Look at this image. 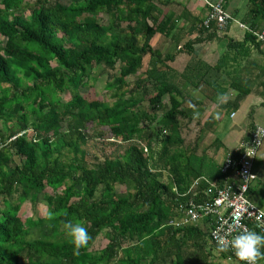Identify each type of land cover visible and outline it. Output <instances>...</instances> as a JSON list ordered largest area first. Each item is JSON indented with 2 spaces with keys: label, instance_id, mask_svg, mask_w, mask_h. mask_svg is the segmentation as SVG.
Here are the masks:
<instances>
[{
  "label": "trees",
  "instance_id": "trees-1",
  "mask_svg": "<svg viewBox=\"0 0 264 264\" xmlns=\"http://www.w3.org/2000/svg\"><path fill=\"white\" fill-rule=\"evenodd\" d=\"M29 1L0 0V264H213L210 228L172 225L193 181L222 177L213 158L186 146L181 120L195 115L151 47L173 30L157 0ZM248 2L264 16V0ZM147 56L153 64L142 71ZM96 67L108 75L112 106L82 92ZM90 142L113 152L91 164L82 149ZM40 199L45 218L20 215ZM67 220L83 221L91 236L78 253ZM37 229L49 233L29 240ZM104 230L109 245L90 257Z\"/></svg>",
  "mask_w": 264,
  "mask_h": 264
},
{
  "label": "crops",
  "instance_id": "crops-1",
  "mask_svg": "<svg viewBox=\"0 0 264 264\" xmlns=\"http://www.w3.org/2000/svg\"><path fill=\"white\" fill-rule=\"evenodd\" d=\"M211 1L221 3L233 18L226 33L202 27L210 12L203 0H157V16L173 23V30L169 36L155 35L151 47L162 55L161 69L180 87L186 110L195 115L190 125L233 134L230 150H224L222 141L216 144L221 157L214 160L220 170L227 155L236 152L256 127L264 128V47L251 39L264 27V16L253 15L248 0ZM221 95L226 99L220 101ZM217 124L224 125L216 128ZM254 175L248 196L264 211V143L254 161ZM201 224L207 226L203 231L209 229L208 221Z\"/></svg>",
  "mask_w": 264,
  "mask_h": 264
},
{
  "label": "built area",
  "instance_id": "built-area-1",
  "mask_svg": "<svg viewBox=\"0 0 264 264\" xmlns=\"http://www.w3.org/2000/svg\"><path fill=\"white\" fill-rule=\"evenodd\" d=\"M210 12L203 22V28L224 34L227 32L232 16L221 5L211 0H203ZM241 27L243 25L239 24ZM257 41L264 47V27L253 32ZM264 143V128L256 127L249 140L241 143L239 157L230 153L220 168L221 179L211 180L207 177L196 179L191 184L184 212L172 222L176 227L198 226L207 221L210 228V242L218 249L217 236L227 234L229 229L235 234L245 228L264 234V211L259 209L250 199L249 192L255 181L254 161ZM205 187L202 190V187ZM206 199L198 202L199 196ZM229 259L241 264L231 251Z\"/></svg>",
  "mask_w": 264,
  "mask_h": 264
},
{
  "label": "rangeland",
  "instance_id": "rangeland-1",
  "mask_svg": "<svg viewBox=\"0 0 264 264\" xmlns=\"http://www.w3.org/2000/svg\"><path fill=\"white\" fill-rule=\"evenodd\" d=\"M71 0H61V2L63 3H70ZM30 3H32V0L29 1ZM102 24L103 25H108L109 24V19L108 17H106L105 15L100 16ZM153 59L152 58H148L146 60V64L151 65L152 64ZM147 65H144V70H146ZM140 71V73L142 72ZM92 77L93 79H91L89 81V84L87 86L86 89H83L82 92L84 93V95H89V97H91V99H98L100 101L106 102L108 103L110 106H112L114 104V99L112 97V93L109 92L107 90V85L109 82V78L107 74H104V71L102 70V68H94L92 71ZM133 78H129L128 81H132ZM63 98L65 101H69L71 99V95L68 94H64ZM165 103L168 107H170V101L168 98L165 99ZM142 108L148 109L149 108V102H144L142 105ZM161 114V113H159ZM182 121V127H183V137L186 140V146H189V148H196V154L198 156L203 155V153H206L208 156H210L211 158L215 159L217 162L219 161L221 155H219L218 153V148H216V144H218L216 142L217 139L221 140L223 142V145H225L224 150H230L231 148H233V141H234V137L233 134H228V130H221L218 129L217 131L215 129H210L207 128V126H197V124H191L186 122V121ZM146 125V123H143L141 126ZM210 125V124H209ZM224 124H217L215 127L219 128L220 126L222 127ZM2 126V125H1ZM211 127V126H210ZM32 135V133H31ZM108 138V136H107ZM96 139V138H95ZM96 142H101L100 139H96ZM103 141V140H102ZM107 143H109V141L112 142V139L108 138ZM82 149L85 150L87 152V160L89 163L94 164L97 163L98 161H103V159L106 156H110L113 152L114 148H111L110 145H106L105 147L102 145H97L95 142H90L86 145H82ZM160 149V148H159ZM67 155L70 156L69 153H67ZM229 155V154H228ZM227 155V156H228ZM72 156V155H71ZM22 162V160L19 157L15 158V163L17 165H20ZM164 177H166L167 179L169 178V174L168 172H164L163 173ZM48 193H52L51 190H47ZM117 192L120 196L125 197L127 196V190L126 187L123 186H117ZM47 214V206H46V202L43 201L42 199H40L38 201V204L34 207L31 206L30 202H26L22 209H21V213L20 215L23 216L24 218H45ZM199 227H201L202 230H205L207 228V226L205 227V225H199ZM46 229H49L48 227H45ZM42 233H49V231H45L42 229H37L36 230V234L32 235L29 237V240H34L37 238H40V235H42ZM110 238H111V232L110 230H104L103 232H101V234L97 237L96 241L93 243V245L91 246V248L88 251V255L90 257L95 256L97 254H99L102 250H104L110 243ZM210 247L208 246L207 252H209L211 254L210 257V261L213 264H236L234 263L232 260L225 258L222 253H219L218 250L215 249H209Z\"/></svg>",
  "mask_w": 264,
  "mask_h": 264
},
{
  "label": "clouds",
  "instance_id": "clouds-1",
  "mask_svg": "<svg viewBox=\"0 0 264 264\" xmlns=\"http://www.w3.org/2000/svg\"><path fill=\"white\" fill-rule=\"evenodd\" d=\"M218 99L223 101L226 97L221 95ZM63 228L77 253L91 240L88 228L83 221L67 220ZM217 245L220 252L234 253L241 264H259L261 260H264V234L253 229L245 228L235 234L229 229L227 234L217 236Z\"/></svg>",
  "mask_w": 264,
  "mask_h": 264
}]
</instances>
